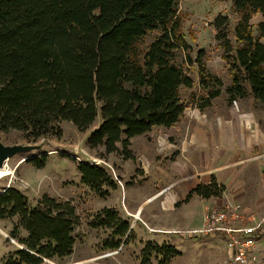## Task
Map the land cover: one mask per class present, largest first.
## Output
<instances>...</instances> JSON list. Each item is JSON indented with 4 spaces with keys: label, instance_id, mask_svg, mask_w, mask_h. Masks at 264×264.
<instances>
[{
    "label": "trees",
    "instance_id": "16d2710c",
    "mask_svg": "<svg viewBox=\"0 0 264 264\" xmlns=\"http://www.w3.org/2000/svg\"><path fill=\"white\" fill-rule=\"evenodd\" d=\"M181 1L0 0V132L18 131L35 143L61 140L64 122L80 132L99 123L89 148L129 160L135 157L134 138L178 125L187 108L202 111L211 105L223 82L209 71L204 49L191 56ZM228 1L235 20L220 13L210 22L229 71L228 101L252 97L264 106V0ZM151 35L155 38L146 44ZM47 159L27 162L40 169ZM78 170L82 183L99 196L117 188L101 165L78 163ZM225 189L212 175L209 183L192 188L186 201L195 195L220 198ZM7 220L18 245L3 264L72 256L80 224L72 202L44 194L34 203L11 185L0 192V222ZM90 225L111 231L105 249L116 251L131 239V223L117 210L103 209ZM144 253L148 262L163 257L161 264L181 255L171 245L152 242Z\"/></svg>",
    "mask_w": 264,
    "mask_h": 264
},
{
    "label": "rangeland",
    "instance_id": "374dc122",
    "mask_svg": "<svg viewBox=\"0 0 264 264\" xmlns=\"http://www.w3.org/2000/svg\"><path fill=\"white\" fill-rule=\"evenodd\" d=\"M179 12L192 46L191 56L196 58L200 49L205 50L208 69L222 79L223 92L202 111L187 108L178 125L157 127L134 138L130 145L134 159L128 160L122 153L105 155L102 147L89 148L87 140L99 121L83 132L64 122L61 140L49 137L35 143L18 131L0 132V140L7 146L39 147L10 158L7 166L13 173L0 179V192L13 185L34 203L44 194L60 198L72 202L80 215L72 256L43 264H161L163 257L146 261L145 247L150 242L171 245L181 252L162 264H229L224 238L205 233L209 208L236 203L257 219H264V106L252 97L232 104L228 101L229 71L210 25L220 13L235 20L231 2L182 0ZM260 20L261 15L252 22L256 25ZM180 58L181 62L185 59ZM196 92L202 93L199 88ZM42 155H48V159L40 169L25 160ZM84 162L103 166L116 180L117 188L108 190L106 197L92 192L82 183L78 170V163ZM212 175L225 186L223 196L203 199L195 195L187 202L190 190L209 182ZM105 208L117 210L131 223V239L116 251L105 249L111 231L90 225ZM12 228V221L0 222V264L18 245L10 237ZM261 255L260 262L252 264H264V246Z\"/></svg>",
    "mask_w": 264,
    "mask_h": 264
},
{
    "label": "built area",
    "instance_id": "2783aa9c",
    "mask_svg": "<svg viewBox=\"0 0 264 264\" xmlns=\"http://www.w3.org/2000/svg\"><path fill=\"white\" fill-rule=\"evenodd\" d=\"M205 233L222 236L229 250V264H252L259 260L257 243L264 236V219L247 213L239 204L209 208Z\"/></svg>",
    "mask_w": 264,
    "mask_h": 264
},
{
    "label": "water",
    "instance_id": "95a60500",
    "mask_svg": "<svg viewBox=\"0 0 264 264\" xmlns=\"http://www.w3.org/2000/svg\"><path fill=\"white\" fill-rule=\"evenodd\" d=\"M37 149H39L38 146L31 144H24V145L15 144V145L7 146L0 140V168L7 166V162L10 160V158L27 151H32ZM29 159L32 158H26L25 160H29Z\"/></svg>",
    "mask_w": 264,
    "mask_h": 264
},
{
    "label": "crops",
    "instance_id": "0c3cea01",
    "mask_svg": "<svg viewBox=\"0 0 264 264\" xmlns=\"http://www.w3.org/2000/svg\"><path fill=\"white\" fill-rule=\"evenodd\" d=\"M212 179V178H211ZM211 181V180H210ZM209 181V182H210ZM209 182H204V183H209ZM203 183V184H204ZM199 185V184H198ZM221 198V197H220ZM220 198H210V199H220ZM245 211L247 212V209H245ZM225 245H226V242H225ZM264 246V236L258 241V243H257V247H256V249H257V253H258V256H259V262H260V260H261V257H262V255H261V251H262V247ZM226 249H227V247H226ZM229 251V250H228ZM230 256V255H229Z\"/></svg>",
    "mask_w": 264,
    "mask_h": 264
},
{
    "label": "bare ground",
    "instance_id": "6f19581e",
    "mask_svg": "<svg viewBox=\"0 0 264 264\" xmlns=\"http://www.w3.org/2000/svg\"><path fill=\"white\" fill-rule=\"evenodd\" d=\"M13 171L11 167L9 168L8 166H4L0 168V179L6 178L7 176H10Z\"/></svg>",
    "mask_w": 264,
    "mask_h": 264
}]
</instances>
